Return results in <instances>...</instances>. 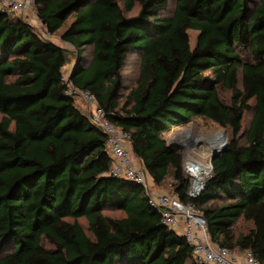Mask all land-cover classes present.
I'll return each instance as SVG.
<instances>
[{"label":"trees","instance_id":"trees-1","mask_svg":"<svg viewBox=\"0 0 264 264\" xmlns=\"http://www.w3.org/2000/svg\"><path fill=\"white\" fill-rule=\"evenodd\" d=\"M168 1L34 0L45 33L76 52L67 80L66 50L0 10V264H205L161 223L140 185L105 175L106 136L67 84L129 137L153 188L171 180L212 242L264 264V0H174L166 18ZM188 31L198 33L194 48ZM135 56V85L120 99L121 70ZM218 88L232 92L230 105ZM195 118L231 138L190 198L168 136ZM239 221L245 233L235 232Z\"/></svg>","mask_w":264,"mask_h":264},{"label":"built area","instance_id":"built-area-1","mask_svg":"<svg viewBox=\"0 0 264 264\" xmlns=\"http://www.w3.org/2000/svg\"><path fill=\"white\" fill-rule=\"evenodd\" d=\"M0 10L11 16L24 19V17L27 18L29 15L35 14V3L34 0H0ZM26 22L31 24L30 18ZM67 94L74 97L78 95L88 104L90 123L106 136V146L112 163L105 175L140 185L148 197V203L159 211L161 223L175 231L191 246L192 253L199 262L205 264H259L249 251L239 253L212 242L208 236L204 219L193 205L183 204L174 195L154 190L143 168L136 166L131 160L128 150L129 137L106 118L105 112L96 105L91 95L73 89L68 84ZM183 170L192 181L188 195L190 198H196L203 189L202 177L199 180L193 179L188 168V159L183 162ZM210 171L211 165H209V172L204 174L208 175Z\"/></svg>","mask_w":264,"mask_h":264},{"label":"rangeland","instance_id":"rangeland-1","mask_svg":"<svg viewBox=\"0 0 264 264\" xmlns=\"http://www.w3.org/2000/svg\"><path fill=\"white\" fill-rule=\"evenodd\" d=\"M136 12V8L132 13H129V15H133ZM174 12V0H169L166 10L162 13L163 17L170 18L172 17V14ZM31 20V24L35 27V29L46 39L52 41L56 45L64 48L67 53V64L65 65L63 69V77L64 80H67L68 75L70 74L72 68L75 66L76 62V52L75 50L68 44L62 43L59 40V34H55L54 36H48L45 31L43 30L42 26L40 25L39 21L37 20L36 15H29L27 18L24 17V20L27 19ZM190 45L192 48L196 45V40L198 33L195 31H188ZM82 60L83 64L85 66L90 61V49L85 48L83 50L82 54ZM122 74V89L120 91V99H123L131 89H133L137 74H138V61L137 57H129L128 60L125 62V65L123 66L121 70ZM239 87V86H238ZM218 96L220 101L223 104L230 105L231 98H232V92L228 91L223 88H218ZM76 103H80L83 105L84 110H88V104L78 95L75 96ZM77 104V105H78ZM250 107L253 108V103L250 102ZM82 108V109H83ZM252 112H248L244 114L243 123H242V134L240 135L239 141L240 143H244V133L247 129L250 120H251ZM1 118V116H0ZM223 132L224 136L226 138V143L228 146V143L230 142V132L226 129H223L216 125L215 123L205 120L203 118H195L187 125H182L170 132L168 139L171 143L172 147L181 152L183 156V162L188 159L189 164L191 162L200 164L201 168V174L199 176V179L202 177V182L205 180V178L209 175H205L204 173L209 172V165H210V156L204 157L203 154L205 151L207 152L209 149H212L214 147L216 139H213L211 136L218 133ZM212 154V153H211ZM131 160H133L132 155L130 154ZM204 174V175H202ZM195 177L193 176V179ZM198 179V180H199ZM171 180L168 178L167 181L164 183L162 188H154L155 191H161L162 193L171 194L170 190ZM160 193V192H159ZM112 216H118L117 213H112ZM81 224L85 226V222L81 220ZM247 225L244 223H241L240 221L235 225V232L237 234L239 233H245L247 231ZM240 253V252H239Z\"/></svg>","mask_w":264,"mask_h":264},{"label":"bare ground","instance_id":"bare-ground-1","mask_svg":"<svg viewBox=\"0 0 264 264\" xmlns=\"http://www.w3.org/2000/svg\"><path fill=\"white\" fill-rule=\"evenodd\" d=\"M211 137L213 139L218 140V141L215 142V144L213 145L214 147H212V149H209L207 152L205 151V153L203 154L204 157L211 155V153H213L214 150L219 149L226 142V138H225L224 133L222 131L212 135ZM188 168H189V171L192 174V176L195 177L194 179L198 180L199 176L201 174L200 164L194 163V162H191L189 164V162H188Z\"/></svg>","mask_w":264,"mask_h":264},{"label":"water","instance_id":"water-1","mask_svg":"<svg viewBox=\"0 0 264 264\" xmlns=\"http://www.w3.org/2000/svg\"><path fill=\"white\" fill-rule=\"evenodd\" d=\"M226 148H227V143L225 142V144L223 146H221L219 149L214 150L213 153L210 156V163L216 157H218L219 155H221L222 153H224L226 151Z\"/></svg>","mask_w":264,"mask_h":264},{"label":"crops","instance_id":"crops-1","mask_svg":"<svg viewBox=\"0 0 264 264\" xmlns=\"http://www.w3.org/2000/svg\"><path fill=\"white\" fill-rule=\"evenodd\" d=\"M78 104V103H77ZM81 110H84V108H83V105L82 104H78L77 105ZM83 108V109H82ZM128 150H129V152H130V154H131V146H130V143H129V148H128ZM132 155V154H131ZM133 157V156H132ZM133 162H134V164L136 165V166H138V167H142V165H141V163L136 159V158H134L133 157ZM158 192V191H157ZM159 192H161V191H159Z\"/></svg>","mask_w":264,"mask_h":264}]
</instances>
